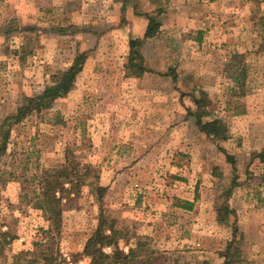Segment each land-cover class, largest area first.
I'll list each match as a JSON object with an SVG mask.
<instances>
[{
	"label": "rangeland",
	"instance_id": "rangeland-1",
	"mask_svg": "<svg viewBox=\"0 0 264 264\" xmlns=\"http://www.w3.org/2000/svg\"><path fill=\"white\" fill-rule=\"evenodd\" d=\"M85 1L0 0V119L85 54L67 93L12 126L0 264H28L27 251L94 264L85 246L102 213L118 244L103 251L133 248L129 264H264V0ZM148 13L160 24L148 52L170 77L128 69ZM203 92L204 120L222 118L229 138L189 112ZM78 163L90 173L50 232L42 173Z\"/></svg>",
	"mask_w": 264,
	"mask_h": 264
},
{
	"label": "trees",
	"instance_id": "trees-1",
	"mask_svg": "<svg viewBox=\"0 0 264 264\" xmlns=\"http://www.w3.org/2000/svg\"><path fill=\"white\" fill-rule=\"evenodd\" d=\"M147 17L149 23L145 37L132 38L130 40L131 51L128 60V69L130 73L137 76H141L147 70L144 56L141 51L144 40L156 35L160 25L156 16L153 14L148 13ZM84 59L85 54L80 53L79 58L76 60V65L55 74L53 84L49 85L42 94L24 98L15 114L0 119V159L6 155L12 126L20 122L34 109L42 110L51 104L55 98L67 93L74 86L76 76L82 70L81 60L83 61ZM205 97L207 98L205 92H203L200 97H194L196 109L189 110V112L195 116L196 124L203 133L214 139L229 138V128L222 118L204 120V117L207 115L204 110V105L206 103ZM258 156L264 161V151L260 152ZM228 157L231 156L228 155ZM90 170V165H85L81 168L79 163L76 167L73 166L72 169L69 165H65L61 168L44 170L40 181L41 190L38 195H36V203H38V207L44 211L51 224L48 231L51 232L52 228L57 229L59 227L63 212V195L66 192H70L75 187L78 188L88 177ZM67 183H70V188L66 186ZM96 187L99 191L105 190V187L100 184ZM223 219L224 218H222L221 221H223ZM107 228H110V233H107ZM6 235V232H0V243L2 242V237ZM115 236L116 231L112 226H109L107 218L102 213L96 232L89 238L85 246V252L92 255L94 264H112V262L129 264V261L134 259L133 248H130L128 253L121 248H117L113 255L103 251L104 246L107 244L115 243V245H118ZM26 253L33 256L28 261V264H53L55 260L52 254L44 251L39 252L37 255L32 251H27Z\"/></svg>",
	"mask_w": 264,
	"mask_h": 264
},
{
	"label": "crops",
	"instance_id": "crops-1",
	"mask_svg": "<svg viewBox=\"0 0 264 264\" xmlns=\"http://www.w3.org/2000/svg\"><path fill=\"white\" fill-rule=\"evenodd\" d=\"M83 5H85L86 4V1L85 0H83ZM85 7V6H84ZM146 17V19H147V22H146V27H145V29L141 32V34L140 33H137L136 35H133L132 36V38H144L145 37V33H146V30H147V26H148V23H149V19H148V17H147V15H141L140 16V18H142V19H144ZM137 19V18H136ZM143 21V20H142ZM137 22V21H136ZM156 36H157V34L156 35H154V36H152V37H149V38H146L145 40H144V43H143V47H142V54H143V56H144V60H145V65H146V67H147V70H146V72L145 73H156V74H166V75H164V76H166V77H170V75H168V73H169V71H168V66H166V68H161L160 66L158 67V65H157V63L155 62V61H158V59L157 58H155L156 56L154 55V56H152L151 54H149V52H148V45H149V42L152 40V39H154V38H156ZM151 55V56H150ZM170 74V73H169ZM212 119H214V118H212ZM209 120H211V119H209Z\"/></svg>",
	"mask_w": 264,
	"mask_h": 264
}]
</instances>
